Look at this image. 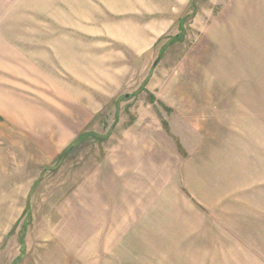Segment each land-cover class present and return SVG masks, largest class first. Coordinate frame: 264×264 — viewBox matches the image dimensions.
Segmentation results:
<instances>
[{
	"label": "rangeland",
	"instance_id": "374dc122",
	"mask_svg": "<svg viewBox=\"0 0 264 264\" xmlns=\"http://www.w3.org/2000/svg\"><path fill=\"white\" fill-rule=\"evenodd\" d=\"M229 2L0 0V264H264V33H216Z\"/></svg>",
	"mask_w": 264,
	"mask_h": 264
},
{
	"label": "crops",
	"instance_id": "0c3cea01",
	"mask_svg": "<svg viewBox=\"0 0 264 264\" xmlns=\"http://www.w3.org/2000/svg\"><path fill=\"white\" fill-rule=\"evenodd\" d=\"M223 12L216 33H264V0H230Z\"/></svg>",
	"mask_w": 264,
	"mask_h": 264
},
{
	"label": "trees",
	"instance_id": "16d2710c",
	"mask_svg": "<svg viewBox=\"0 0 264 264\" xmlns=\"http://www.w3.org/2000/svg\"><path fill=\"white\" fill-rule=\"evenodd\" d=\"M178 38H180V36L179 37H177V36H175V37H173V38H171L170 40H169V42L170 43H175V41L176 40H178ZM163 51H164V48L162 49V51H161V54L163 55ZM88 134V133H87ZM86 133L85 134H83V135H80L77 139H76V141L75 142H77V141H80V140H83V138L87 135ZM89 134H92V133H89ZM93 135L95 136V137H97V138H103V137H101V136H99V135H97V134H95V133H93ZM74 142V143H75ZM73 143V144H74ZM72 144V145H73ZM71 145V146H72ZM70 146V147H71ZM74 146V145H73ZM70 147H68V149L70 148ZM74 148V147H73ZM68 150L67 149H65L64 151H63V153H62V156H64L65 154H66V152H67ZM29 207L27 206V209H28ZM20 258V256L19 257H17L16 259H19Z\"/></svg>",
	"mask_w": 264,
	"mask_h": 264
}]
</instances>
